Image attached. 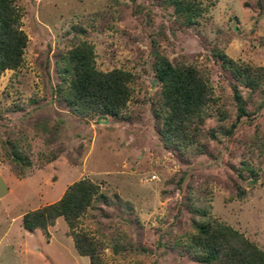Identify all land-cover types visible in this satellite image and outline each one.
Instances as JSON below:
<instances>
[{
	"label": "rangeland",
	"instance_id": "374dc122",
	"mask_svg": "<svg viewBox=\"0 0 264 264\" xmlns=\"http://www.w3.org/2000/svg\"><path fill=\"white\" fill-rule=\"evenodd\" d=\"M179 1L181 15L171 0H13L26 43L0 69V264H91L62 215L46 230L21 222L79 179L98 186L73 227L97 242L95 264H206L189 243L205 218L264 248V83L230 70L264 71V0ZM84 43L98 69L131 73L117 114L80 115L67 101V55ZM158 53L207 80L192 142H164Z\"/></svg>",
	"mask_w": 264,
	"mask_h": 264
},
{
	"label": "trees",
	"instance_id": "16d2710c",
	"mask_svg": "<svg viewBox=\"0 0 264 264\" xmlns=\"http://www.w3.org/2000/svg\"><path fill=\"white\" fill-rule=\"evenodd\" d=\"M171 2H174V11L183 14L181 1ZM19 17V9L13 0H0V69L14 67L21 60L26 35L17 27ZM67 58L71 70L67 101L75 112L80 115L93 112L117 114L122 110L130 95L129 82L132 76L129 71L121 68L98 69L92 47L87 43L72 48ZM230 70L246 86L258 87L264 83V71L261 68L234 64ZM156 76L160 82L164 142H192L198 134L191 125L193 117L200 115L212 100L206 78L197 67L176 65L160 53L156 58ZM233 97L238 116L247 114L244 99L236 85L233 86ZM14 157L22 158L19 154ZM97 192L98 186L94 182L76 180L58 200L26 211L22 216V226L46 230L55 217L62 215L70 227L76 250L89 255L91 264H95L97 242L87 232L74 230L73 227ZM194 226L196 230L190 236L189 243L200 252L198 259L201 262L264 264V248L231 225L214 218H205L195 221Z\"/></svg>",
	"mask_w": 264,
	"mask_h": 264
}]
</instances>
